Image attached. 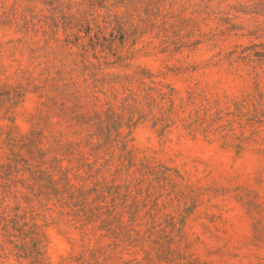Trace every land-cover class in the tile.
<instances>
[{"label":"rangeland","instance_id":"374dc122","mask_svg":"<svg viewBox=\"0 0 264 264\" xmlns=\"http://www.w3.org/2000/svg\"><path fill=\"white\" fill-rule=\"evenodd\" d=\"M0 264H264V0H0Z\"/></svg>","mask_w":264,"mask_h":264}]
</instances>
